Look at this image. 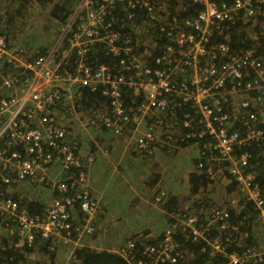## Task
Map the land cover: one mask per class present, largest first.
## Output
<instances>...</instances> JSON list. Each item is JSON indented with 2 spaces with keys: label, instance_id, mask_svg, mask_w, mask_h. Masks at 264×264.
<instances>
[{
  "label": "built area",
  "instance_id": "obj_1",
  "mask_svg": "<svg viewBox=\"0 0 264 264\" xmlns=\"http://www.w3.org/2000/svg\"><path fill=\"white\" fill-rule=\"evenodd\" d=\"M188 1L199 8H187L183 0L74 1L53 45L35 55L12 47L0 32V228L7 236H0V264L39 242L68 245L93 234L102 206L90 193L69 124L88 103L105 105L101 115H91V126L114 135L140 133V151L149 152L162 126L167 141L196 146L197 167L207 177L215 162L227 163L228 180L243 194L241 209L249 206L243 219L264 224V53L254 46L235 49L231 33L240 23L239 32L250 29L251 42L264 36V0ZM97 45L114 60L93 64ZM83 89L94 98H83ZM146 119L152 121L139 132ZM26 182L43 184L54 195L31 211L18 191ZM167 195L159 190L154 203L163 204ZM233 203H186L161 243L145 245L147 263L135 264L176 263L183 251L172 233L188 231L195 241L213 226L230 228ZM207 244L212 255L223 252L218 237ZM223 255L217 264H264V243Z\"/></svg>",
  "mask_w": 264,
  "mask_h": 264
},
{
  "label": "rangeland",
  "instance_id": "obj_2",
  "mask_svg": "<svg viewBox=\"0 0 264 264\" xmlns=\"http://www.w3.org/2000/svg\"><path fill=\"white\" fill-rule=\"evenodd\" d=\"M9 1L11 4V0ZM9 1H6L5 3V6H4L5 11L0 13V32L6 33L7 36H9V39L11 38L10 45L12 47L22 45L32 55H35L38 53L45 52L49 47L53 45L54 40L57 39L58 33L60 31V27L69 17L70 9L74 6L73 4L74 1L76 2L77 0H12L13 6L12 4L11 5L8 4ZM21 6L23 8L22 9L23 11L19 17H16V13L11 10L16 9V8L18 9ZM55 6L62 7V11L59 12V15L63 17H64V14L66 15L63 21H59L56 17L52 16L51 12L53 11ZM8 10L10 11L8 12ZM3 13L6 16L4 19H1L2 18L1 15ZM47 16L51 17V19H49L51 23H48L50 28H46V26H44V21H46L45 17ZM17 18H20V19H17ZM36 20H39V21L41 20L43 22H41L40 25H38L37 23L39 21L36 22ZM41 27H45L46 30H48L47 33H49L50 36L46 39L47 40L46 44H43L41 46H35L33 41L35 43H38V40L37 39L33 40V37H37L38 33L40 32ZM10 33H12V35ZM27 38L30 39L28 41V44L26 43ZM20 40L23 41V44L19 43ZM42 49L44 50L42 51ZM104 108H105V105L102 102H99V104L97 105L96 104L91 105L90 103H88L85 105V107L81 106L77 110V116L74 118L79 119L82 125L86 128L90 126L92 128H96L97 130L107 131L111 133L112 135H114L111 131L107 129L96 127V126H91V124H89V119L91 118V115L93 116L101 115ZM61 120L67 121L69 120V117L61 116ZM151 121L152 119H146L145 122L142 121L141 124L139 125V132H142V129H141L142 124H144V128H145V125L149 124ZM71 123L72 121L70 119L69 124L71 125ZM158 128L160 130H157V127H156V132H154L155 134L153 133L155 139H154V143L151 145V148L149 150V152L152 151L153 153L154 151L153 147H155L156 153H157L155 155L156 161H153L152 165L156 164L158 168L165 169L171 172L173 178H170L169 176L167 177V179L161 178V174L159 173L160 175L159 180L161 181V185H157L156 189L161 188L159 190L163 189L169 193L170 187L173 184L178 185V188L179 190H181V192H179L176 196L178 197V202L181 205L184 203H187V204L193 203V205L195 206H200V205L208 206V205H218L221 203H228V202L234 201L233 209L234 211L238 212V210L241 208V204L243 201V194L238 190L235 183L228 180V174L226 170L228 164L225 163L224 161L215 162L214 168H213L215 169V172L212 174V177H207L205 173V168L202 169V168L197 167V163H198L197 154L198 153H197L196 146L193 144H190V145L187 144L186 146L185 145L181 146L178 144H174L170 141H167V139L164 136V132H163L166 128H163L162 126H159ZM70 130H71V127H70ZM75 132L77 133L78 130L75 129ZM124 133L131 134L130 136L132 140L130 144L134 145L135 147L136 146L135 138H137L140 135V133L133 135L131 131L127 132L125 130L121 135H123ZM121 135H114V136L118 137ZM140 152H143V151H140ZM151 155L152 154H150V156ZM153 159L155 160L154 157ZM140 168L142 169V165L140 166ZM151 170H153V168ZM191 173H197L201 175L203 173L205 179L207 180L206 184L204 186H200L196 192L193 191V187L191 186L188 180ZM261 173L264 174L263 172ZM49 175L52 177L53 173L50 172ZM153 177H154V172L150 173L149 180H151ZM128 179H129V176H128ZM108 180L109 179L103 174H99L98 172L91 173V185H92V188H94V190L97 193L104 188L107 192V196H114V195L119 194L120 200L115 202L117 205V207H115V210H118V213L112 214L111 212H109L108 217L110 220L114 221L115 219H118L120 217L121 225L130 226V227L137 226V225H141L140 222L142 221L144 222L147 219L148 214H146V212L148 213V212L155 211L152 208L151 211L150 210L149 211H138L136 213H133L132 210L128 209L129 192L126 186L128 184L124 183L119 189H117L116 186H113L111 181L109 184H107ZM116 180H117V177H116ZM135 180L137 181L138 179H135ZM34 184L35 183L33 182H27V184L24 187H28V189H33V187L36 186ZM41 185L43 186V188H47L45 185L43 184ZM29 187H32V188H29ZM89 187H90V181H89ZM159 190H157L156 193ZM49 194H51L50 190L49 192L45 191L40 195L42 204L46 203L48 200L52 198L50 197ZM168 200L169 198L167 195V199L165 200L163 204H165ZM153 202H154V199H153ZM163 204H156V205L164 206ZM181 208L182 209L179 208L178 210H176L175 213H180L183 210V205L181 206ZM158 215L161 216V218H164L162 217V214L158 213ZM172 221H170V223L166 227L164 226L165 228L163 227V229L160 232H158L157 235L159 236L161 233H164V230L171 224ZM253 224L254 226L252 227L251 231L252 233L254 231L257 234V237L251 241L250 246L255 249H260L264 243V234H263L264 224H260L257 222ZM60 246L65 247L63 245H60ZM43 249L42 251H43L44 257L39 254L37 255L31 254L30 256H27V261L25 262V264H37L38 262L40 263L43 261H46V264H55V262L59 264H71V260L68 261V254H66V252L62 253L61 248L59 251L60 253L56 252L55 247L53 249H47L51 251L53 255H50ZM19 254L22 255V253H19ZM61 254L62 256L65 257L64 259H62Z\"/></svg>",
  "mask_w": 264,
  "mask_h": 264
},
{
  "label": "crops",
  "instance_id": "obj_3",
  "mask_svg": "<svg viewBox=\"0 0 264 264\" xmlns=\"http://www.w3.org/2000/svg\"><path fill=\"white\" fill-rule=\"evenodd\" d=\"M6 1L0 0V13L5 11L4 6ZM8 4H10V1ZM45 18L47 22L44 21V26L50 28L48 23H51L49 20L51 17L47 16ZM38 21L39 20H36V22ZM41 22L43 21L40 20L37 24L40 25ZM46 28L41 27L37 37H33V40H38V43L33 41L35 46L46 44V39L50 36L49 33H47L48 30H46ZM10 34L12 35V33ZM29 40V38L26 39L27 44ZM19 43L23 44V41L20 40ZM71 121V135L76 138L79 143L80 154L84 160L88 180L90 181V193L100 201L102 212L97 215L95 231L91 236H82L77 239H72L73 241L71 243L63 245L65 247L60 246L62 244L58 239H53L44 243L39 242L33 249V254H39L44 257L42 251L43 248L53 249L55 247L57 253H60L59 251L61 248L62 253L66 252V254H68V261L71 260L72 262L74 258L73 251L77 247L88 246L96 250L106 249L120 253L122 246L121 241L125 240L130 235L144 234L145 237L151 238L158 236L157 233L160 232L164 226L166 227L170 221L173 220V217H176V215H174L175 211L179 208L182 209V205L184 208L186 203L181 205L178 202V197L176 195L181 192V190H179L178 185L174 184L170 187L169 193H167L169 200H175L176 205L171 201H168L165 203V206H157L153 202L152 196L155 195L157 190L161 189H156L157 185H161L159 173L161 174V178L167 179L168 176L173 178L171 172L158 168L156 164L152 165V162L156 161L155 155L157 153L155 147H153V153L152 151L140 152L136 146L134 147V145L130 144L132 140L130 133H124L117 137L107 131H100L90 126L86 128L77 118H72ZM75 129L78 130L77 133L75 132ZM141 129H144V124H142ZM157 130L160 129L157 127ZM150 154L152 155L150 156ZM89 156L93 157L91 161L87 160ZM141 165L142 169L140 168ZM152 168L153 170H151ZM95 172L105 175L109 179L107 184L111 181L113 186H116L117 189H119L124 183L128 184L126 185L129 192L128 209L132 210L133 213L138 211H151L152 208L155 211L146 212V214H148L147 219L144 222H140L141 225L137 226L130 227L121 225L120 217L114 221L110 220L108 217L109 212L112 214L118 213V210H115V207H117L115 202L120 200L119 194L107 196V192L104 188L97 193L91 185V173ZM153 172L154 177L149 180L150 173ZM259 172H264V170H260ZM52 173H54V170H52ZM135 179L138 180L136 181ZM26 184L27 182L21 186V189H18V191L21 190L20 193L22 194V198L26 200V202L42 203L40 195L45 191L49 192L50 189L41 187H36L35 190L28 189V187H24ZM49 195L52 197L54 193L51 191V194ZM167 205L171 210H167ZM158 213L162 214V217L164 218H161ZM72 218L74 221L80 219V212L77 207L72 209ZM0 236L7 237L4 235V231L1 228ZM64 258L65 257L62 256V259ZM55 264L59 263L55 262Z\"/></svg>",
  "mask_w": 264,
  "mask_h": 264
},
{
  "label": "trees",
  "instance_id": "obj_4",
  "mask_svg": "<svg viewBox=\"0 0 264 264\" xmlns=\"http://www.w3.org/2000/svg\"><path fill=\"white\" fill-rule=\"evenodd\" d=\"M183 1H186L185 6L187 8L191 6L196 7V9L199 8V5L196 3L192 4L188 0H183ZM12 2L13 1H11V4ZM168 3H175V0H168ZM22 6L18 9L16 8V9L11 10L16 13V17H19L20 14L22 13L23 11ZM9 11L10 10H8V12ZM60 11H62V7L55 6L51 14L53 17H56L59 21H63L66 15L64 14V17L59 15ZM185 14L186 13H184V15ZM240 26L241 24L237 23L236 25L231 27L234 48L239 50L241 48L246 49L248 46H254L260 52L264 53V36L260 37L257 42H251L249 38L250 29H245L239 32L238 29ZM124 32L127 34H134V32L129 28H125ZM43 50L44 49H42V51ZM114 58L115 57L106 55L104 48L101 45H97L94 48L93 54H91V60L94 61L93 64L95 63V61L108 62L109 60H114ZM82 95H83V98L85 97L91 98V99L94 98V93L90 92L88 89H83ZM166 131L167 129H165L163 132L166 133ZM180 145L186 146L187 144L183 143ZM244 149L245 147L241 148V150H244ZM253 151H257V150H253ZM256 169L258 170L257 167ZM188 180L191 186L193 187L194 192H196L200 186H204L207 182L203 173L202 175L197 174V173H191ZM34 185H36L33 187L34 190L36 189V187L43 188V186L39 183H35ZM168 201H171L174 205H176L175 200H168ZM27 204L29 205V208L31 209V211H33L34 209H36L39 203L34 202L32 204V202H27ZM163 205L165 206L166 204H163ZM167 208H168L167 210H171V208H169L168 205H167ZM248 209H249V206L245 209L240 208L238 212L234 210L232 211V215L230 216V219H229L230 228L219 230L217 226H213L206 233V237L203 235L204 238H199L198 240H195V241H193L191 237L188 236V231H184L183 233H181L180 230L177 229L171 235L172 241L175 245H179V249L183 251V257L174 264H217L220 261L226 260L223 255L224 252L240 253L244 247H250L251 241L257 237V234L254 231L253 233L251 231L252 227L254 226V224H252V221L243 219V217H245V215L248 213ZM249 214H251L252 216V213L250 210H249ZM240 221H242V224H239ZM95 223L96 222L93 223L94 231H95ZM233 227H235L236 230H234ZM245 232H247L246 236L243 235ZM263 234H264V229H263ZM216 237L220 239L223 252H216L212 255L210 253L211 248L207 244V241L213 240ZM162 240H163V233H161L159 236H156L154 238L145 237L144 234H139V235L133 234L127 237L125 240L121 241L122 246L120 249V253L109 251L106 249L96 250L88 246L77 247L73 251L74 258L71 264H135L136 260H142L143 262L147 263L148 256L143 252L145 245L147 244L158 245L161 243ZM239 240H240V244H238ZM129 242L133 243L134 246L132 248H129L128 246ZM43 250H45L50 255H53L51 251L47 249H43ZM25 252L26 254H24ZM25 252H21L22 255L18 253L17 256L14 258L13 262H11L10 264H18V263L25 264V262L27 261V256H30L31 254H33L34 251L33 249H29ZM37 264H46V261H43L40 263L38 262Z\"/></svg>",
  "mask_w": 264,
  "mask_h": 264
}]
</instances>
